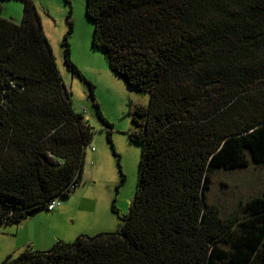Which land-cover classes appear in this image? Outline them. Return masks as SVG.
Listing matches in <instances>:
<instances>
[{
    "label": "trees",
    "instance_id": "1",
    "mask_svg": "<svg viewBox=\"0 0 264 264\" xmlns=\"http://www.w3.org/2000/svg\"><path fill=\"white\" fill-rule=\"evenodd\" d=\"M4 1L0 225L77 189L94 134L72 110L33 0L20 24L1 17ZM86 14L110 70L150 95L135 112L134 199L115 233L29 246L1 264H264V196L242 217L205 201L214 169L244 167L247 155L264 163V0H87Z\"/></svg>",
    "mask_w": 264,
    "mask_h": 264
},
{
    "label": "rangeland",
    "instance_id": "2",
    "mask_svg": "<svg viewBox=\"0 0 264 264\" xmlns=\"http://www.w3.org/2000/svg\"><path fill=\"white\" fill-rule=\"evenodd\" d=\"M33 4L61 81L69 91L72 110L76 114L85 111L94 134L87 146L78 188L59 198L60 207L19 223L6 221L0 225V264L29 246L34 251H47L59 241L72 243L80 235L115 233L119 229V215L129 213L138 184L142 143L132 139L141 131L134 121L135 112L139 106L147 107L150 99L148 93L131 87L112 72L100 50L93 47L95 24L86 14L87 0H33ZM23 9V0H6L1 17L20 24ZM65 41L80 75L67 67ZM86 81L92 84L108 125L98 117ZM247 157L244 167L212 171L205 201L218 206L223 217H242L250 199L264 196V163ZM32 243L40 249H34Z\"/></svg>",
    "mask_w": 264,
    "mask_h": 264
},
{
    "label": "built area",
    "instance_id": "3",
    "mask_svg": "<svg viewBox=\"0 0 264 264\" xmlns=\"http://www.w3.org/2000/svg\"><path fill=\"white\" fill-rule=\"evenodd\" d=\"M82 115L84 116L85 120L87 121V116L85 115V111L84 110L82 111ZM90 150L93 152V148H90ZM71 187L72 188H76L77 185L74 183ZM60 206H61V203L57 199H54V200L49 201L47 203V205H46L47 211H49V212H53L56 208H58Z\"/></svg>",
    "mask_w": 264,
    "mask_h": 264
},
{
    "label": "water",
    "instance_id": "4",
    "mask_svg": "<svg viewBox=\"0 0 264 264\" xmlns=\"http://www.w3.org/2000/svg\"><path fill=\"white\" fill-rule=\"evenodd\" d=\"M128 114L129 113H127V115ZM41 212H42L41 210H34V211L30 212L29 214H27V219L34 218L36 215L40 214Z\"/></svg>",
    "mask_w": 264,
    "mask_h": 264
},
{
    "label": "crops",
    "instance_id": "5",
    "mask_svg": "<svg viewBox=\"0 0 264 264\" xmlns=\"http://www.w3.org/2000/svg\"><path fill=\"white\" fill-rule=\"evenodd\" d=\"M32 244H33L32 247H33L34 249H40V248H38V246H36V244H34V243H32ZM32 244H31V245H32ZM49 249H50V248H49ZM38 251H45V250H38Z\"/></svg>",
    "mask_w": 264,
    "mask_h": 264
}]
</instances>
